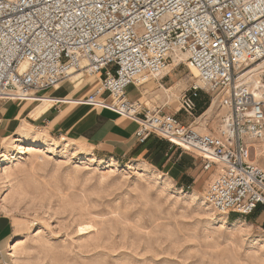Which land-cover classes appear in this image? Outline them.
Wrapping results in <instances>:
<instances>
[{"label":"built area","instance_id":"built-area-1","mask_svg":"<svg viewBox=\"0 0 264 264\" xmlns=\"http://www.w3.org/2000/svg\"><path fill=\"white\" fill-rule=\"evenodd\" d=\"M181 54L199 81L181 93L179 110L195 117L207 90L224 109L210 132L194 127L197 117L187 124L127 97ZM262 59L264 0H0V101L36 99L75 72L104 71L85 102L138 122L141 142L157 136L198 155L216 173L204 198L228 216L264 211V167L252 160L264 141V92L248 75Z\"/></svg>","mask_w":264,"mask_h":264},{"label":"rangeland","instance_id":"rangeland-1","mask_svg":"<svg viewBox=\"0 0 264 264\" xmlns=\"http://www.w3.org/2000/svg\"><path fill=\"white\" fill-rule=\"evenodd\" d=\"M170 67L144 84L143 101L175 113L181 93L199 77L187 60ZM79 73L87 75H73ZM255 78L263 91L264 72ZM202 91L208 107L198 110L196 121L179 113L198 131L210 132L224 109ZM36 134L42 143L28 151ZM23 146L20 159L0 165V212L13 220L25 264H264V213L228 216L208 204L214 169L196 173L197 182L183 188L148 159H104L82 143L36 129ZM14 150L11 138L2 152ZM263 152L264 141L256 143L252 160L262 167ZM85 224L93 227L82 233Z\"/></svg>","mask_w":264,"mask_h":264},{"label":"crops","instance_id":"crops-1","mask_svg":"<svg viewBox=\"0 0 264 264\" xmlns=\"http://www.w3.org/2000/svg\"><path fill=\"white\" fill-rule=\"evenodd\" d=\"M169 73L170 70H167L164 76ZM104 74L103 71L96 75H72L58 87L38 92L36 99L1 100L0 153L9 139L16 138L20 131L33 134L36 129L44 135L82 143L104 159H148L154 165L165 167L183 188L193 186L197 182L195 174L200 175L205 170L198 155L157 136L141 142L136 136L138 122L85 102L100 85ZM144 89L145 85L132 84L127 88V97L144 102ZM204 100L205 95L201 91L198 102L203 103ZM180 111L178 109L175 113L181 119L183 113ZM262 213L264 211L260 215ZM13 240V220L10 215L0 212V264L9 259V247Z\"/></svg>","mask_w":264,"mask_h":264},{"label":"bare ground","instance_id":"bare-ground-1","mask_svg":"<svg viewBox=\"0 0 264 264\" xmlns=\"http://www.w3.org/2000/svg\"><path fill=\"white\" fill-rule=\"evenodd\" d=\"M179 57H181V59L182 60H187V57H188V54H181V55H179ZM177 60V59H176ZM176 67V66H175ZM174 67V68H175ZM171 71V67L168 69V71ZM190 70H191V72L195 75V77H197L198 76V72H197V70H196V68L195 67H193V66H190ZM261 72H264V59H262V60H260L259 62H258V64H256V66H253L250 70H249V72H248V75L250 76L249 77V79H252L253 80V82L257 85V87L260 89L261 87H260V82L257 80L258 78H255L254 79V76L255 75H258L259 73H261ZM191 73V74H192ZM260 91V90H259ZM264 91V90H263ZM262 90L260 91V92H256V94L258 95V96H261V94H262V92H263ZM212 108H213V104H212V106L210 107V109H208L207 110V112H210L211 110H212ZM28 135H33L32 133H29V134H26L25 132H23V131H20V134L16 137V138H13V144H14V147H15V150L13 151V152H2L1 154H0V165H3V164H6V163H11V162H13V161H16L17 159H20L21 158V155L22 154H24V152L26 151L25 150V147L23 146V142H24V138L26 137V136H28ZM45 140V139H44ZM48 140V139H47ZM51 140V139H50ZM45 142V141H44ZM52 142H53V140H52ZM55 142V141H54ZM40 143H42V137H41V135L40 134H36L35 136H34V142H33V144L30 146V148H26V149H28V151H33V150H35L37 147H38V145L40 144ZM65 144V143H64ZM46 145H48L47 143H46ZM69 145V144H68ZM67 146V145H66ZM81 153H83V151H81V150H79V151H77V152H75V155L77 156V155H79V154H81ZM260 153V152H259ZM264 153V152H263ZM87 154V153H86ZM93 154V153H92ZM261 155V154H260ZM103 160V159H102ZM111 162V161H110ZM112 162H113V160H112ZM111 162V163H112ZM115 162V161H114ZM239 220L237 219V220H235V222H234V224H236L237 222H238ZM92 226V225H91ZM90 224L88 225H81V226H79L80 227V229H79V231H81L82 233L83 232H86V231H88V230H90ZM93 227V226H92ZM17 239L18 238H16V239H14L13 240V243H11V245H10V247H9V255H8V257H9V259L10 260H12L13 262H15L16 264H25V263H23L22 262V257H21V255H22V253H20V249L18 248V246H17V243H16V241H17ZM21 241H23V240H21Z\"/></svg>","mask_w":264,"mask_h":264},{"label":"trees","instance_id":"trees-1","mask_svg":"<svg viewBox=\"0 0 264 264\" xmlns=\"http://www.w3.org/2000/svg\"><path fill=\"white\" fill-rule=\"evenodd\" d=\"M198 99H199V97H198ZM198 99H197V102H198ZM205 102V103H204ZM204 102L203 103H199L198 102V110L200 109L201 111L202 110H206V108L208 107L207 105H208V101H205L204 100ZM198 112V111H197ZM262 208L260 207L258 210H257V212H259V213H261L262 212ZM232 217H234V215H232Z\"/></svg>","mask_w":264,"mask_h":264}]
</instances>
